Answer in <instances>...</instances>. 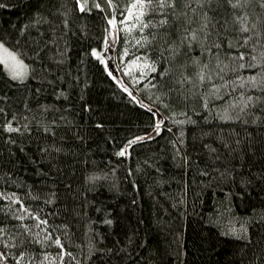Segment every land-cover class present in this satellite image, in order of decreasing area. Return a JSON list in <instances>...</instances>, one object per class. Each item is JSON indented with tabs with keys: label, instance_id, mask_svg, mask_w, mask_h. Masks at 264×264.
<instances>
[{
	"label": "trees",
	"instance_id": "16d2710c",
	"mask_svg": "<svg viewBox=\"0 0 264 264\" xmlns=\"http://www.w3.org/2000/svg\"><path fill=\"white\" fill-rule=\"evenodd\" d=\"M236 3L0 0V264H264V0Z\"/></svg>",
	"mask_w": 264,
	"mask_h": 264
},
{
	"label": "snow or ice",
	"instance_id": "6c2138e0",
	"mask_svg": "<svg viewBox=\"0 0 264 264\" xmlns=\"http://www.w3.org/2000/svg\"><path fill=\"white\" fill-rule=\"evenodd\" d=\"M153 2H155L160 8H164L166 6L168 7H173L175 5V0H147V2L145 3V0H137V3L139 4L140 8L141 9H144L145 7H148L150 5L153 4ZM210 2V0H209ZM229 2L231 3V0H229ZM98 6V5H97ZM233 7H238L239 6V0H237V3L236 4H233L232 5ZM133 7H137V4H133ZM81 10H83V6H81ZM144 12L141 11V15H143ZM111 23V21H110ZM163 23H166V21H161V24ZM145 27H147V25L145 24L144 25ZM241 31H248V29L246 27H242L241 28ZM193 39H195V34H193L192 36ZM247 39L244 41L245 44H247ZM3 45H0V48H2ZM5 52H7L8 50L7 49H4ZM9 55L12 57L13 60L16 59L15 55L14 54H11L9 53ZM93 55H96V53H93ZM261 56L264 57V53H261ZM240 59H244V56L243 54H241V56L239 57ZM252 59H256V57H252ZM6 63V61H5ZM146 67H149V65H145ZM254 65H249V67H253ZM241 67H244V65H241ZM151 70L152 71H155V67L154 66H151ZM21 74L20 73H16L15 75H13V79H16V78H20ZM249 80H251L254 84H255V81H256V77H250ZM127 91V89H125ZM251 99V98H249ZM247 106V105H245ZM243 111V109H241ZM149 111H151V109H149ZM9 131H14V129H12L11 127H9ZM159 131V124L157 125V132ZM138 139H142V138H138ZM136 141L133 140V141H130L129 144H133L135 143ZM125 150H122L119 155L123 156L125 154ZM42 223H46V221L42 222ZM57 244H59V241H56Z\"/></svg>",
	"mask_w": 264,
	"mask_h": 264
},
{
	"label": "rangeland",
	"instance_id": "374dc122",
	"mask_svg": "<svg viewBox=\"0 0 264 264\" xmlns=\"http://www.w3.org/2000/svg\"><path fill=\"white\" fill-rule=\"evenodd\" d=\"M133 11H136V10L132 8L130 12L133 13ZM111 23L112 24H111V28L108 34V40L114 42L117 37V26H116V22L114 19L112 20ZM0 45H3V47L0 48V60L4 64H6L12 76L15 75L16 73H20L21 74L20 78H16V79L24 80L26 78V73H27V68H28L26 67L25 62L18 56L16 52L9 49L3 43L0 42ZM4 49H7L8 51L5 52ZM9 53L14 54L16 59L13 60L12 57L9 55Z\"/></svg>",
	"mask_w": 264,
	"mask_h": 264
}]
</instances>
